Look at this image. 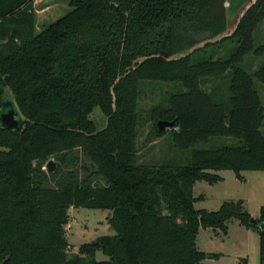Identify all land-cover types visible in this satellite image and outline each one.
<instances>
[{"label": "trees", "instance_id": "obj_1", "mask_svg": "<svg viewBox=\"0 0 264 264\" xmlns=\"http://www.w3.org/2000/svg\"><path fill=\"white\" fill-rule=\"evenodd\" d=\"M248 1V0H247ZM33 0H0V86L9 90L23 121L0 127V264H200V228L236 218L247 228L241 201L215 211L194 208L198 180L212 171H264V107L252 75L238 66L254 47L264 0L251 2L226 33V0H69L71 9L39 32ZM235 42L226 59L209 48ZM231 70L227 101L202 89ZM264 87V66L253 73ZM178 83L180 89L149 114L151 134L169 132L173 146L189 149L184 164L137 162L138 100L143 84ZM98 107L106 121L89 115ZM173 120L168 131L158 120ZM213 137L231 139L197 147ZM86 159L57 186L42 166L51 155L70 165ZM101 176L104 184H94ZM69 207L107 209L114 234L99 235L72 251L66 238ZM259 263L264 264V205L259 208ZM107 258L96 259V252Z\"/></svg>", "mask_w": 264, "mask_h": 264}, {"label": "rangeland", "instance_id": "obj_2", "mask_svg": "<svg viewBox=\"0 0 264 264\" xmlns=\"http://www.w3.org/2000/svg\"><path fill=\"white\" fill-rule=\"evenodd\" d=\"M254 0H226V13L228 24L226 33L233 30L235 23L245 8ZM33 10L35 12V29L37 32L45 28L49 23L64 15L71 9L69 0H33ZM254 47L259 48L264 43V18L253 32ZM235 42L228 41L220 46L206 49L202 55L207 58L209 54L215 55L219 59H226L234 50ZM238 66L252 75L253 86L259 94L261 103L264 107V87L257 81L253 73L256 69L264 66V51L261 54L248 52L243 60L238 63ZM231 70L228 69L220 76L206 80L202 83V89L216 93V100L227 101L229 97L228 84ZM180 89L178 83L173 82H152V84H143L142 92L138 100L139 120L137 125V162H147L152 164L160 163H177L184 164L189 156V149L178 150L173 146L169 132H166L161 138H156L151 134L152 120L149 117L152 109L159 103L168 101L171 94L176 93ZM8 96V95H7ZM9 98V97H8ZM91 119L96 121L98 127L105 124V117L101 110L96 107L89 115ZM170 128H166L168 131ZM264 134V117L260 127ZM231 142V139L224 137H213L207 143H200L197 147H216ZM69 156L76 157V162L70 165H63L51 155L46 159L42 166L48 173L45 167L49 160L54 161L55 169L60 167V173L56 176H48L47 186H57L58 181L65 179L68 175L67 169L75 168L81 174L79 164L86 160L80 152L75 151V154ZM221 176V180L208 183L204 180H198L193 185V196H202L201 199L194 202V208L206 209L208 211L217 210L225 201H241L242 210L248 213L251 217H258L259 208L264 205V171L242 170L237 176L233 170L222 169L212 171ZM94 184H104V179L101 176L93 177ZM69 219L65 225L66 238L72 247V251H76L77 247L84 242H89L99 235L114 234V230L107 223L109 210L107 209H91L84 207H69ZM241 224L238 219L230 218L226 222V233H223L220 228H200L196 236V247L198 250L209 253L223 252L222 258L215 260H202L200 264H243V258H247L245 264H260L258 254V235L255 233L254 238L239 243L240 231L237 225ZM242 225V224H241ZM244 226V225H243ZM245 227V226H244ZM227 234V235H226ZM247 245V246H246ZM96 259L107 258L101 252H96Z\"/></svg>", "mask_w": 264, "mask_h": 264}, {"label": "water", "instance_id": "obj_3", "mask_svg": "<svg viewBox=\"0 0 264 264\" xmlns=\"http://www.w3.org/2000/svg\"><path fill=\"white\" fill-rule=\"evenodd\" d=\"M45 1H50V0H45ZM22 121L23 118L19 110L16 108L9 90L5 87L0 86V127L8 130H16L19 129V127L22 124ZM174 124H175V119L173 120L160 119L156 123L158 130L173 127ZM45 167L50 172L54 171L55 169L54 161L49 160L46 163ZM249 223L255 227L259 226L258 219L255 217H251L249 219Z\"/></svg>", "mask_w": 264, "mask_h": 264}, {"label": "crops", "instance_id": "obj_4", "mask_svg": "<svg viewBox=\"0 0 264 264\" xmlns=\"http://www.w3.org/2000/svg\"><path fill=\"white\" fill-rule=\"evenodd\" d=\"M237 228H238V230L240 231V233L242 234V236L240 235L239 243H242V244H244V242L247 243L248 239H249V240L252 239V241H253L255 230H253V229H251V228L244 227V226L241 225V224L237 225ZM255 233L257 234V232H255ZM227 234H228V231H227ZM227 234H226V235H227ZM257 235H258V234H257ZM246 246H247V245H246ZM257 247H258V246H257ZM206 253H209V252H206ZM214 254H216L215 257H213V258H206V259H204V260H207V259H208V260H215V261H218V260H220V259L222 258V254H223V252L221 251V252H219V253H214ZM246 262H247V258H243L242 263L245 264ZM200 263H201V262H200Z\"/></svg>", "mask_w": 264, "mask_h": 264}]
</instances>
